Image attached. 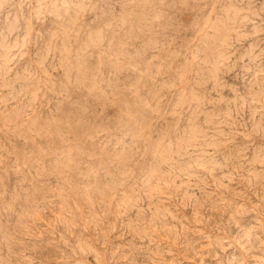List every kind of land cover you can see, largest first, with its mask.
<instances>
[{"label": "rangeland", "instance_id": "obj_1", "mask_svg": "<svg viewBox=\"0 0 264 264\" xmlns=\"http://www.w3.org/2000/svg\"><path fill=\"white\" fill-rule=\"evenodd\" d=\"M0 264H264V0H0Z\"/></svg>", "mask_w": 264, "mask_h": 264}]
</instances>
